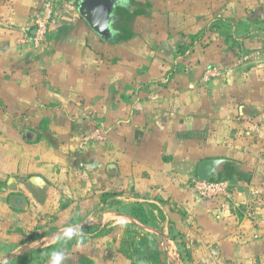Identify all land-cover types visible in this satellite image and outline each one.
Here are the masks:
<instances>
[{
  "label": "crops",
  "instance_id": "0c3cea01",
  "mask_svg": "<svg viewBox=\"0 0 264 264\" xmlns=\"http://www.w3.org/2000/svg\"><path fill=\"white\" fill-rule=\"evenodd\" d=\"M75 1L39 44L45 0H0V259L118 264L135 226L166 264H264V0H130L121 42ZM216 158L231 195L204 200Z\"/></svg>",
  "mask_w": 264,
  "mask_h": 264
},
{
  "label": "water",
  "instance_id": "95a60500",
  "mask_svg": "<svg viewBox=\"0 0 264 264\" xmlns=\"http://www.w3.org/2000/svg\"><path fill=\"white\" fill-rule=\"evenodd\" d=\"M130 0H76L74 5L82 18L91 28L104 40L109 41L113 34L114 23L118 18V9ZM226 159H204L200 161L197 168L199 181H210L220 176L221 169ZM34 182L41 184L42 178L32 177Z\"/></svg>",
  "mask_w": 264,
  "mask_h": 264
},
{
  "label": "trees",
  "instance_id": "16d2710c",
  "mask_svg": "<svg viewBox=\"0 0 264 264\" xmlns=\"http://www.w3.org/2000/svg\"><path fill=\"white\" fill-rule=\"evenodd\" d=\"M122 10H124L127 15L119 13L118 19L113 28L112 37L109 40L110 42H121L130 39L133 34L126 24L128 17L143 13V9L138 7L137 4L132 3ZM136 212H141V210L137 209ZM136 212V217L143 221L140 214ZM134 227L130 226L125 228L121 239L120 251L129 259L132 257H138L139 259L146 260L145 262L149 264H160L163 255L156 241L151 236L142 233L141 228ZM81 262V264H92V262L86 258H83Z\"/></svg>",
  "mask_w": 264,
  "mask_h": 264
},
{
  "label": "built area",
  "instance_id": "2783aa9c",
  "mask_svg": "<svg viewBox=\"0 0 264 264\" xmlns=\"http://www.w3.org/2000/svg\"><path fill=\"white\" fill-rule=\"evenodd\" d=\"M58 2H62V0H45L42 8L36 16L34 38L39 44L46 41L50 25L55 17V10L58 6ZM212 74V71H208L207 77ZM193 187L197 194L204 200L230 197L231 195V185L224 179H214L210 181H199L198 179H195L193 181Z\"/></svg>",
  "mask_w": 264,
  "mask_h": 264
},
{
  "label": "clouds",
  "instance_id": "9594fccd",
  "mask_svg": "<svg viewBox=\"0 0 264 264\" xmlns=\"http://www.w3.org/2000/svg\"><path fill=\"white\" fill-rule=\"evenodd\" d=\"M79 227H69L62 232V238L72 239L74 236H78ZM65 253L62 250H57L51 253L49 264H64ZM0 264H6V259H0Z\"/></svg>",
  "mask_w": 264,
  "mask_h": 264
},
{
  "label": "rangeland",
  "instance_id": "374dc122",
  "mask_svg": "<svg viewBox=\"0 0 264 264\" xmlns=\"http://www.w3.org/2000/svg\"><path fill=\"white\" fill-rule=\"evenodd\" d=\"M120 12V14H124V15H127V13L123 10H121V11H119ZM130 17H132V15L131 16H129L128 17V19L130 18ZM128 24V23H127ZM217 179H224V177H223V174L221 175L220 174V176L217 178ZM142 217H144V216H142ZM126 228H128V227H126ZM162 229V228H161ZM124 230H125V228H124ZM173 237H174V235H173ZM154 239V238H153ZM155 241H156V239H154ZM161 248H163L162 247V243H161ZM163 250V249H162ZM123 254V253H122ZM124 255V254H123ZM162 259H161V263L160 264H166V262L164 261L165 260V256H166V254H165V249L162 251ZM124 259H122V260H119V263L118 264H149V263H147V262H145L146 260H143V259H139L138 257H132L131 259H129V258H127L126 257V255H124ZM126 260V261H125Z\"/></svg>",
  "mask_w": 264,
  "mask_h": 264
},
{
  "label": "flooded vegetation",
  "instance_id": "af4514ba",
  "mask_svg": "<svg viewBox=\"0 0 264 264\" xmlns=\"http://www.w3.org/2000/svg\"><path fill=\"white\" fill-rule=\"evenodd\" d=\"M129 5V3L126 4V6ZM126 6H122L118 9V16H119V11H121L122 9H124ZM123 11V10H122ZM118 19V18H117ZM116 22L114 23V26H115Z\"/></svg>",
  "mask_w": 264,
  "mask_h": 264
}]
</instances>
